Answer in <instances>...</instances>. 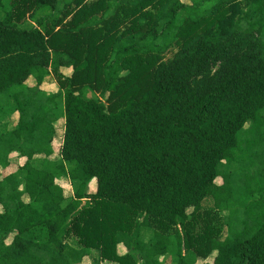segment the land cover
Wrapping results in <instances>:
<instances>
[{
  "label": "trees",
  "instance_id": "16d2710c",
  "mask_svg": "<svg viewBox=\"0 0 264 264\" xmlns=\"http://www.w3.org/2000/svg\"><path fill=\"white\" fill-rule=\"evenodd\" d=\"M244 2L0 0V167L26 159L0 173V264H264V0Z\"/></svg>",
  "mask_w": 264,
  "mask_h": 264
},
{
  "label": "rangeland",
  "instance_id": "374dc122",
  "mask_svg": "<svg viewBox=\"0 0 264 264\" xmlns=\"http://www.w3.org/2000/svg\"><path fill=\"white\" fill-rule=\"evenodd\" d=\"M91 1V0H89ZM185 4L187 5H190L192 3L193 0H182ZM230 1H234V2H239L241 3V7H245V2L244 0H230ZM61 11L64 9L65 5H64V1H62L61 3ZM230 14V12H229ZM53 15L59 17L60 16V10L59 11H56ZM3 15L2 13H0V18H2ZM27 22L31 25H34V26H37L38 25V22L35 20V19H32V16L31 18L29 17V19H27ZM122 29H124V26L122 27ZM184 43H185V40L181 37L173 42H171L169 44V46L167 48H165L161 54H160V60H163V62H166V63H169V64H174L173 62L175 61L178 53L181 51V49L183 48L184 46ZM223 65V62L222 61H217V62H214L210 68V70L199 76V77H196L195 80L197 81H200L201 82V86L202 87L201 89H204L205 87H208L209 85L215 83V80H216V77L221 69ZM61 67H67V68H61V70L65 73H68L69 75L72 73V68L70 66H65V65H61ZM49 80H47V82H45V84L42 86L43 89H46V90H51V91H57L58 89V85L56 83V80H55V77L52 75L51 77L48 78ZM192 86L194 88L198 87L192 80ZM96 92V91H95ZM94 91H92L91 89H86L85 91V94L87 97H90V98H97V97H100V95L96 92L95 93ZM17 120V116L15 115H10L8 117V120L7 122H4L2 123L1 125L2 126H6V128H9L11 129L12 128V125L15 124V121ZM62 123H59L58 125V129H59V134H62V130H60L62 128ZM250 126V124L248 123L246 125V128H248ZM61 141L60 139L58 138L56 140V146H57V149H59V145H60ZM17 154H12V157H11V163L8 167L6 168H2L0 167V173L4 176L6 175H9L11 173H15L18 168L24 164L25 160L24 158L20 159L19 157H16ZM40 156H37V158H39ZM59 184H61L64 189H65V194L67 197H70L73 193V189H75L74 185L72 186L70 184V181L67 179V180H60L59 181ZM97 190V182L94 180L91 184H90V190L88 191L89 193H94L96 192ZM206 207H212L213 204L211 202V200H207L206 201ZM4 209L2 207V205L0 204V212H2ZM12 241V237H7L6 238V243H11ZM70 241V240H69ZM71 243H73V241H71ZM100 264V263H99Z\"/></svg>",
  "mask_w": 264,
  "mask_h": 264
},
{
  "label": "crops",
  "instance_id": "0c3cea01",
  "mask_svg": "<svg viewBox=\"0 0 264 264\" xmlns=\"http://www.w3.org/2000/svg\"><path fill=\"white\" fill-rule=\"evenodd\" d=\"M73 189V188H72ZM168 264H170L171 262L168 260ZM98 263H100V264H110L109 262H107V261H101L100 260V256L98 255V253H96L95 255H92L91 257H88V258H86L84 261H83V263L82 264H98ZM114 264H116V263H114Z\"/></svg>",
  "mask_w": 264,
  "mask_h": 264
}]
</instances>
